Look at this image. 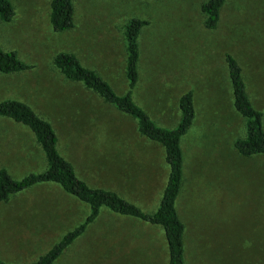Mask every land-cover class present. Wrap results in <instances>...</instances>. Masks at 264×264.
<instances>
[{"label": "rangeland", "instance_id": "obj_1", "mask_svg": "<svg viewBox=\"0 0 264 264\" xmlns=\"http://www.w3.org/2000/svg\"><path fill=\"white\" fill-rule=\"evenodd\" d=\"M14 15L0 21V48L31 68L0 73V100L29 105L52 125L57 149L78 178L115 191L150 212L158 204L167 166L162 147L141 136L135 121L52 64L73 52L113 90L127 89L121 28L144 19L138 34L139 77L132 95L159 125L177 121V98L192 92L195 116L181 138L182 186L175 201L184 224L185 264H264V155L233 147L243 118L232 106L224 54L238 62L264 127V0H225L214 29H206L204 0H73V27L53 32L49 0H10ZM0 168L13 178L45 168L32 133L0 116ZM88 206L54 184L29 187L0 201V259L27 264L80 224ZM152 240L168 263L163 229L101 207L53 264H104L108 241ZM137 264H143L141 260Z\"/></svg>", "mask_w": 264, "mask_h": 264}, {"label": "trees", "instance_id": "obj_2", "mask_svg": "<svg viewBox=\"0 0 264 264\" xmlns=\"http://www.w3.org/2000/svg\"><path fill=\"white\" fill-rule=\"evenodd\" d=\"M225 0H204L199 8L206 29H214ZM14 15L10 0H0V21L8 22ZM73 0H49L48 21L53 32H63L73 27ZM147 24L144 19L129 18L121 28L123 37V74L127 82L124 93H116L112 86L95 70L83 65L73 52L58 51L52 57L53 66L67 80L79 82L96 93L105 103L131 117L137 132L149 141L162 147L167 175L157 206L147 212L138 205L123 198L115 191L91 187L77 177L72 164L57 149V136L47 120L40 117L26 103L11 98L0 100V116L26 127L33 135L45 162V168L29 172L16 179L6 169L0 168V201L8 199L29 187L40 184H54L62 191L88 206L84 220L65 232L45 253L27 264H53L59 255L78 238L98 215L100 208L139 219L163 229L168 250L167 264H185L184 261V224L179 218L175 201L182 186L183 157L180 141L190 128L195 107L192 92L184 91L177 98V121L171 127L157 124L146 111L133 99V89L138 81L140 50L138 34ZM226 71L230 82L232 106L243 118V136L235 138L234 149L242 156L264 155V127L262 112L251 103L246 92L241 68L229 53L224 54ZM31 68L20 60L15 51L0 48V73L11 74ZM0 264H10L0 259Z\"/></svg>", "mask_w": 264, "mask_h": 264}, {"label": "crops", "instance_id": "obj_3", "mask_svg": "<svg viewBox=\"0 0 264 264\" xmlns=\"http://www.w3.org/2000/svg\"><path fill=\"white\" fill-rule=\"evenodd\" d=\"M152 240L123 239L108 241L107 251L99 253L104 264H137L141 260L143 264H161L163 253L153 248ZM154 243V242H153ZM155 245V243H154Z\"/></svg>", "mask_w": 264, "mask_h": 264}]
</instances>
